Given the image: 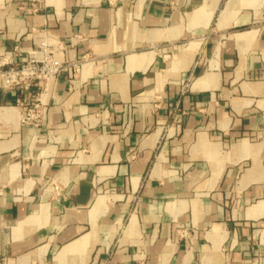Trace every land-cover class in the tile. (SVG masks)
<instances>
[{"label": "crops", "instance_id": "0c3cea01", "mask_svg": "<svg viewBox=\"0 0 264 264\" xmlns=\"http://www.w3.org/2000/svg\"><path fill=\"white\" fill-rule=\"evenodd\" d=\"M44 44L0 87V264H264V0H0V64Z\"/></svg>", "mask_w": 264, "mask_h": 264}, {"label": "built area", "instance_id": "2783aa9c", "mask_svg": "<svg viewBox=\"0 0 264 264\" xmlns=\"http://www.w3.org/2000/svg\"><path fill=\"white\" fill-rule=\"evenodd\" d=\"M49 45H42L44 55L37 57L31 55L21 66L17 63H8V67L0 64V87L4 89H23L30 91L35 87H42L55 77L63 68V63L56 57L55 50L60 48L57 44L53 50L49 49ZM78 65L73 64V69H77ZM41 119V103L39 98H35L34 102L28 104L21 114L23 124H37Z\"/></svg>", "mask_w": 264, "mask_h": 264}]
</instances>
